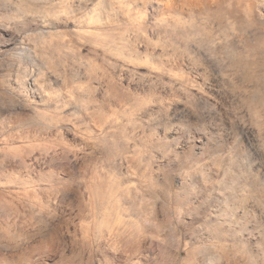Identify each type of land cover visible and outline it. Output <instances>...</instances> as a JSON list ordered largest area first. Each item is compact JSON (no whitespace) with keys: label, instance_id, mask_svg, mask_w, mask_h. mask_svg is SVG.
<instances>
[{"label":"clouds","instance_id":"9594fccd","mask_svg":"<svg viewBox=\"0 0 264 264\" xmlns=\"http://www.w3.org/2000/svg\"><path fill=\"white\" fill-rule=\"evenodd\" d=\"M0 264H264V0H0Z\"/></svg>","mask_w":264,"mask_h":264}]
</instances>
